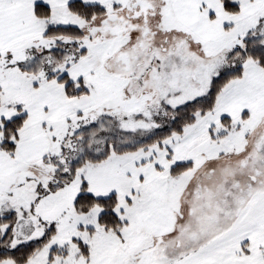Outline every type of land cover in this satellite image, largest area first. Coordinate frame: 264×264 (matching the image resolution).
<instances>
[{"label":"snow or ice","instance_id":"obj_1","mask_svg":"<svg viewBox=\"0 0 264 264\" xmlns=\"http://www.w3.org/2000/svg\"><path fill=\"white\" fill-rule=\"evenodd\" d=\"M0 264H264V0H0Z\"/></svg>","mask_w":264,"mask_h":264}]
</instances>
